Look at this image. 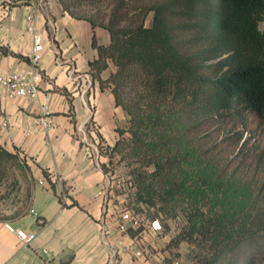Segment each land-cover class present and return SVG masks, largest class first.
<instances>
[{
	"label": "trees",
	"instance_id": "trees-1",
	"mask_svg": "<svg viewBox=\"0 0 264 264\" xmlns=\"http://www.w3.org/2000/svg\"><path fill=\"white\" fill-rule=\"evenodd\" d=\"M59 1L72 16L110 33L107 45L93 37L98 57L90 66L102 88L107 81L100 73L109 61L116 66L107 80L114 84L116 103L130 115L132 138L126 141L118 129L112 149L137 163L131 178L138 184V202L150 208L163 201L164 210L166 197L173 201L179 188H166L169 173L186 161L213 156L259 172L262 189L264 0H117L106 23L75 15L70 0ZM5 155L17 158L0 147ZM210 181L198 174L187 187L198 191ZM262 197L255 196L248 215L232 229L235 216L211 211L199 197L190 200L187 230L177 240L210 241L199 264H264Z\"/></svg>",
	"mask_w": 264,
	"mask_h": 264
},
{
	"label": "crops",
	"instance_id": "crops-1",
	"mask_svg": "<svg viewBox=\"0 0 264 264\" xmlns=\"http://www.w3.org/2000/svg\"><path fill=\"white\" fill-rule=\"evenodd\" d=\"M31 13L44 43L38 94L6 97L2 78L30 66ZM94 36L104 45L111 39L105 27L72 16L58 0H0V147L23 163L26 199L17 213L0 218V264H42V248L62 264H107L104 202L98 193L108 157L91 145L114 146L126 114L93 76ZM115 206L112 202L110 210ZM7 223L36 237L25 244ZM121 258L125 264H147L130 253Z\"/></svg>",
	"mask_w": 264,
	"mask_h": 264
},
{
	"label": "rangeland",
	"instance_id": "rangeland-1",
	"mask_svg": "<svg viewBox=\"0 0 264 264\" xmlns=\"http://www.w3.org/2000/svg\"><path fill=\"white\" fill-rule=\"evenodd\" d=\"M69 3L75 15L94 17L98 22L106 23L108 15L117 4V0L76 2L70 0ZM60 5L63 8L61 3ZM151 19L152 14L148 16L147 24H150ZM115 69L114 63L109 61L108 68L100 73V78L105 82L107 81L104 86L111 91L114 84L108 82L107 79ZM124 111L126 119L118 127V129H123L124 133L119 137L121 136L129 141L132 138L129 130L130 115L125 109ZM222 136L223 134L220 135V137ZM98 146L108 157L105 168L116 172L124 182L122 191L126 193L124 199H127V205L146 211L150 216L156 213L162 219L165 230L163 235L158 238L156 246L164 252L163 260L166 264H171L173 259H178L181 264H199L201 259L210 252V241L201 238L194 242L187 239L177 240L178 235L187 230V204L190 200L195 201L199 197L201 201H206L211 211L226 212L231 216H235L236 220L229 223V226H231L229 229H232L237 222H242V217L248 215L249 206L256 195H262L264 200V185L260 189L262 179L259 172L236 169V162H232L227 166L222 159L213 156L207 160L186 161L179 168L172 170L167 178L168 185L166 188L179 185L177 192L174 194V200H167L166 197L164 210L160 208L163 201L159 200L158 204L148 208L146 204L136 200L138 184L131 178L133 177L131 169L137 163H130L131 158L123 157V153L113 150L112 146L99 143ZM22 167L23 163L18 158L7 155L0 156V218H6L25 207V193L24 190H21L23 188V183H21L23 178ZM198 174L210 176V186L202 187L198 191L192 190L187 186ZM168 212L175 213V215H169ZM150 251L155 254L156 249L150 247Z\"/></svg>",
	"mask_w": 264,
	"mask_h": 264
},
{
	"label": "built area",
	"instance_id": "built-area-1",
	"mask_svg": "<svg viewBox=\"0 0 264 264\" xmlns=\"http://www.w3.org/2000/svg\"><path fill=\"white\" fill-rule=\"evenodd\" d=\"M29 20L28 30L33 33L34 46L29 53L30 66L28 69L20 72L6 75L2 78L3 93L6 97H16L20 95H29L34 97L38 94V84L43 77L39 65L44 50L42 34L37 32L33 22L34 14L27 16ZM73 78L76 76L73 75ZM47 107V102H43ZM90 109V107H89ZM40 123L49 125L50 120L42 119ZM81 130L83 131L82 127ZM83 137L86 139L85 134ZM93 150L99 154V148L96 144ZM105 182L99 191L103 197V223L102 233L105 244L109 247V256L107 264H125L121 258L122 253H130L134 258L142 260L147 264H166L156 242L163 235L165 226L162 219L158 216H150L146 211L129 207L124 199L125 192L122 191L124 182L116 172L105 168ZM127 181V180H126ZM44 182L43 179L40 180ZM115 195H122L121 200L115 201ZM115 203V209L110 210L111 203ZM7 227L14 231L18 238L25 244L30 243L35 237L34 232H28L23 228H14L10 223ZM113 225V228H112ZM141 228L136 235H132L131 230ZM150 247L156 249L155 254L150 251ZM42 264H62L59 259L51 256L48 249L42 248ZM171 264H181L178 259H173Z\"/></svg>",
	"mask_w": 264,
	"mask_h": 264
}]
</instances>
